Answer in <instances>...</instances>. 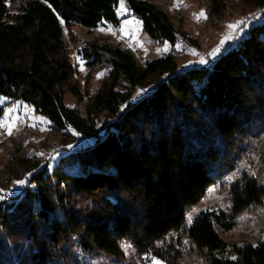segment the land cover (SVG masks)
<instances>
[{"label": "trees", "instance_id": "trees-1", "mask_svg": "<svg viewBox=\"0 0 264 264\" xmlns=\"http://www.w3.org/2000/svg\"><path fill=\"white\" fill-rule=\"evenodd\" d=\"M120 1L0 0V121L20 103L64 144L85 140L52 167L19 147L0 173V264H124V242L168 264H264V240L240 248L219 235L237 213L264 207L262 183L247 184L231 213L209 211L186 227L187 212L243 158H255L264 180V18L211 66L182 70L173 53L140 65L126 49L75 44L87 73L107 71L83 116L65 101L81 94L65 32L73 41L76 25L119 26ZM124 1L152 41L187 40L158 6ZM243 2L264 10V0ZM75 163L79 175L62 170ZM5 178L27 185L14 192ZM21 240L25 254L14 249Z\"/></svg>", "mask_w": 264, "mask_h": 264}, {"label": "rangeland", "instance_id": "rangeland-1", "mask_svg": "<svg viewBox=\"0 0 264 264\" xmlns=\"http://www.w3.org/2000/svg\"><path fill=\"white\" fill-rule=\"evenodd\" d=\"M146 1L165 11L175 28L185 35L188 41L181 38L175 46L152 41L146 34L142 21L131 14L124 0L120 1L117 11L121 21L119 26L107 24L90 30L76 25L71 29L73 41L68 35L69 30H66L64 40L70 50L72 60L79 69L78 78L73 82V85L80 90L81 94L77 98L69 92L65 96V101L69 107L75 108L81 115L86 116L89 104L88 94L93 95L97 92L107 71L101 67L92 73H87L84 61L77 55L76 49L73 47L75 44L81 48L84 43L96 42L98 45L126 49L136 56L137 63L140 65H145L147 61L160 58L165 54L173 53L177 56L178 64L182 70L190 66H211L216 58L238 43L246 29L259 21L261 22L264 18V10L251 7L243 0ZM220 7L222 10L224 9L223 13L218 12ZM201 12L206 14V19L200 16ZM240 21L244 23L241 24ZM228 25H237V28L233 30ZM202 60L206 62L201 63ZM81 67H83V71ZM144 92H139L140 96ZM9 109L14 111L9 116L5 115L0 121V124L11 123L13 128V135L9 136L6 134V129L0 127L1 174H6L7 165L9 166L11 162L15 161L19 147L24 155H29L32 162H40V166L49 163L48 166L52 167L57 159L66 152L74 151L83 143L85 146L84 139H79L72 146L64 144L60 135L51 132L49 121L26 105L17 103L7 108L6 113ZM75 158L78 160V156L70 159ZM254 159L243 158L235 170L227 172L221 181L208 189L201 201L187 212V228H191L203 213L209 211L231 213L234 201L242 194L247 184H264L262 173H258L255 168ZM62 170L69 175L80 174L78 163L65 164ZM8 180L9 182H7ZM3 183L11 186L14 192L22 191L27 185L26 181H10L8 178H5ZM189 216L192 218L191 224L188 223ZM234 220L236 224L233 230L219 231L223 241L244 248L264 240L263 206L258 205L243 210L235 215ZM182 240L186 245L181 250L188 257L183 258V261L188 263L187 260H192L191 246L185 236L182 237ZM14 249L18 253L25 254L28 251V243L21 240ZM121 249L123 252L121 259L124 264H151V258H156L161 261V264H168L167 261L156 256L139 253L127 242L122 243ZM234 254L237 256V253L234 252ZM112 261V259L100 258L90 264H97V262L112 264Z\"/></svg>", "mask_w": 264, "mask_h": 264}, {"label": "snow or ice", "instance_id": "snow-or-ice-1", "mask_svg": "<svg viewBox=\"0 0 264 264\" xmlns=\"http://www.w3.org/2000/svg\"><path fill=\"white\" fill-rule=\"evenodd\" d=\"M200 16L203 17L204 19L207 18L206 14L203 13V12L200 13ZM239 23L242 24L244 22L243 21H240ZM228 27L230 29H233L234 30V29L237 28V25H228ZM205 62L206 61H203V60L201 61V63H205ZM81 70L82 71L84 70L83 67H81ZM13 111H14L13 109H9L8 113H6L5 115L6 116H9ZM0 127H4L6 129V134L7 135H9V136L13 135V128L11 126V123H9V122L2 123V124H0ZM32 127H35V125H32ZM41 130H43V129H41ZM191 221H192V218H191V216H189L188 217V223L191 224ZM151 264H161V261L157 260L156 258H151Z\"/></svg>", "mask_w": 264, "mask_h": 264}]
</instances>
